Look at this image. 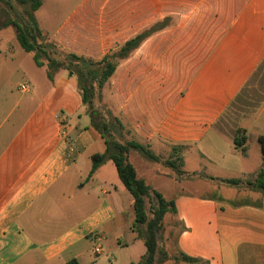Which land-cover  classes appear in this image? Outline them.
I'll list each match as a JSON object with an SVG mask.
<instances>
[{"label": "crops", "instance_id": "0c3cea01", "mask_svg": "<svg viewBox=\"0 0 264 264\" xmlns=\"http://www.w3.org/2000/svg\"><path fill=\"white\" fill-rule=\"evenodd\" d=\"M35 17L50 41L93 60L156 27L103 89L154 156L131 151L129 162L174 202L167 215L180 229L171 244L177 256L264 264V195L249 186L263 164L264 106L237 128L225 125L264 62V0H42ZM35 67L33 90L19 100L0 92V264L139 263L147 249L114 162L91 175L92 157L107 147L91 129L75 76L61 71L50 81L46 67ZM25 72L17 68L6 82ZM164 147L181 150L184 180L157 155ZM232 189L252 200L219 199Z\"/></svg>", "mask_w": 264, "mask_h": 264}, {"label": "trees", "instance_id": "16d2710c", "mask_svg": "<svg viewBox=\"0 0 264 264\" xmlns=\"http://www.w3.org/2000/svg\"><path fill=\"white\" fill-rule=\"evenodd\" d=\"M20 6L28 5L20 19L11 18L5 23L15 29L17 40L21 48L33 55L35 64L38 67H46L47 78L54 81L57 73L68 71L75 76L79 91L81 92L83 104L87 107V114L91 119V129L104 139L106 152L96 154L92 157L93 168L91 175L107 160L114 162L119 178L127 191L134 199L133 210L135 213V225L144 226L138 230L144 240L146 254L139 263L132 264H161L168 260L167 253L162 249L163 220L168 213H176L173 201L164 198L159 192L152 190L145 182L138 179L133 165L129 162V153L138 152L146 157L154 158L146 146L134 139L131 129L126 127L119 116L110 109L104 107L105 114L94 106L95 101H104L103 89L109 83L122 60L128 58L134 49L141 42L152 34L156 27L145 31L130 41L122 48L107 54L101 60H93L67 52L53 41H47L39 27L35 12L41 7L42 0H15ZM13 5H7V12L11 13ZM13 11V10H12ZM162 28V24L159 26ZM159 29V28H158ZM113 115V116H112ZM127 135L129 139L125 143L119 141ZM243 141V140H242ZM263 150V164L254 182H249L252 190L259 191L264 195V136L259 138ZM235 144L241 146L237 138ZM179 164L168 161L177 173L178 178L184 173L180 170L183 162L179 155ZM225 184L237 187L240 182L237 180L226 181ZM183 261L193 264H206L200 259L182 256ZM66 264H79L73 259Z\"/></svg>", "mask_w": 264, "mask_h": 264}, {"label": "rangeland", "instance_id": "374dc122", "mask_svg": "<svg viewBox=\"0 0 264 264\" xmlns=\"http://www.w3.org/2000/svg\"><path fill=\"white\" fill-rule=\"evenodd\" d=\"M13 5V11L11 10V13L7 12L6 8L7 5ZM54 7V6H52ZM50 8V5L47 4L45 9H43L42 13H37V18L39 21H43V12H45L46 9ZM25 9H28V5L20 6L15 2V0H0V78H1V85H0V92L2 94H9L11 99L19 100L22 96L21 91L19 90V85H29L30 89L33 90V84L36 81L35 78H33L30 70L28 68H36L34 60L32 58V55L29 53H26L20 46L15 29L12 26H7L5 23L7 20L13 17V19H20L19 15L23 13ZM44 23V22H42ZM44 38L47 41H50L45 35H43ZM14 51L13 55L11 52ZM14 56V57H13ZM17 68H20L23 71H26L27 77H17L16 79L10 81V83H7L6 81L11 76L14 70ZM31 82H29V81ZM31 85V86H30ZM28 96V95H26ZM25 96V97H26ZM1 102V100H0ZM9 104L11 106V100L9 101ZM94 106L98 108L100 111H103L105 114V111L103 110L104 107L110 109L114 114L117 113L114 105L112 102L106 100L104 98V101L98 102L97 100L94 103ZM264 106V62L259 67L253 78L249 81L245 89L242 91L240 96L235 100V102L231 105L229 108V111L226 115V121L225 125L230 128H237L239 125V122H241L243 119L249 118V116L254 115L260 108ZM0 112L4 110V107H0ZM113 116V115H112ZM129 137L127 135H124L123 138H120L119 141L121 143H125ZM167 147V146H166ZM157 155L163 159H166L167 162H175L176 164H179V155H182V152L177 147H173L172 149L169 148V151L167 148L164 147L163 150H161L160 153H157ZM179 179V178H178ZM185 179V175H182L180 177V181ZM159 184L161 183L160 187L162 188L163 185L168 186V180L163 179L161 182L158 181ZM163 184V185H162ZM185 186L186 188L189 186V183ZM200 186L194 185L192 183L191 187H188L187 189L193 190L192 193L199 192ZM229 188V187H227ZM234 188V187H232ZM163 189V188H162ZM219 199L228 200V201H234V202H243V201H251L252 199L250 197H244V196H235V191L232 189V191H224L220 194ZM234 199V200H230ZM138 230L144 231V226L138 225ZM180 230V229H179ZM177 222L172 217V215H167L163 220V230H162V249L165 253L168 252L169 256V262L168 264H180L183 262V258L181 256H177V251L174 252L172 245L175 243V237L177 234H179ZM127 239H129V236H127ZM166 245V246H165ZM166 247H171L170 250L167 251ZM167 251V252H166ZM105 258L109 257V259L114 262V260L111 258V254L106 251L104 254ZM104 260H108L107 258ZM168 261V260H166ZM185 262V261H184ZM109 264V263H108Z\"/></svg>", "mask_w": 264, "mask_h": 264}, {"label": "built area", "instance_id": "2783aa9c", "mask_svg": "<svg viewBox=\"0 0 264 264\" xmlns=\"http://www.w3.org/2000/svg\"><path fill=\"white\" fill-rule=\"evenodd\" d=\"M19 89H20V91L22 92V93H26V92H28L29 91V86L28 85H20L19 86ZM99 250H97V252H98Z\"/></svg>", "mask_w": 264, "mask_h": 264}]
</instances>
